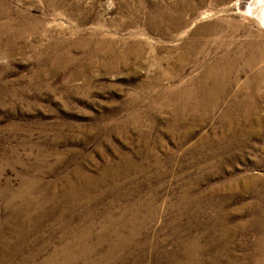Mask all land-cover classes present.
I'll return each instance as SVG.
<instances>
[{
  "label": "rangeland",
  "instance_id": "374dc122",
  "mask_svg": "<svg viewBox=\"0 0 264 264\" xmlns=\"http://www.w3.org/2000/svg\"><path fill=\"white\" fill-rule=\"evenodd\" d=\"M259 1L0 0V264H264Z\"/></svg>",
  "mask_w": 264,
  "mask_h": 264
},
{
  "label": "bare ground",
  "instance_id": "6f19581e",
  "mask_svg": "<svg viewBox=\"0 0 264 264\" xmlns=\"http://www.w3.org/2000/svg\"><path fill=\"white\" fill-rule=\"evenodd\" d=\"M262 0H260L259 2H261ZM261 20L263 21L264 24V1L262 2V8H261Z\"/></svg>",
  "mask_w": 264,
  "mask_h": 264
}]
</instances>
